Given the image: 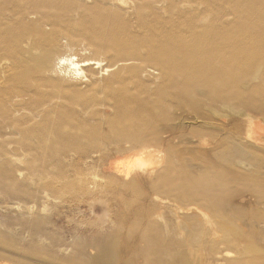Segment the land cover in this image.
I'll return each mask as SVG.
<instances>
[{"label": "bare ground", "instance_id": "6f19581e", "mask_svg": "<svg viewBox=\"0 0 264 264\" xmlns=\"http://www.w3.org/2000/svg\"><path fill=\"white\" fill-rule=\"evenodd\" d=\"M262 113L264 0H0V264H264Z\"/></svg>", "mask_w": 264, "mask_h": 264}, {"label": "rangeland", "instance_id": "374dc122", "mask_svg": "<svg viewBox=\"0 0 264 264\" xmlns=\"http://www.w3.org/2000/svg\"><path fill=\"white\" fill-rule=\"evenodd\" d=\"M229 113H231L230 115L231 119L237 118L236 113H235L236 115L231 111H229ZM259 115H257L258 116L257 120L260 123V125L264 128V113L259 114ZM233 159H235L234 160L235 163L239 159H241L240 161H242L243 163L245 164L247 163V165L248 164L251 165V167L248 165L249 166L248 171H250L248 178H246L242 182L234 184L231 190L233 194H243L245 198L247 199L248 202L242 207L238 206L239 209H237L236 211L237 213L239 212L245 217V222H247L246 223L247 226H245L246 233L251 236H254L256 233V235L258 236V234L263 232L262 230L264 229L262 228V226L264 227V174H263L264 173V167H263L264 166V143H262L261 147H256L254 145L247 143L246 150L243 151L242 153L232 150V152L230 153V160L232 163H234ZM108 199H109V195H104V194H94V195L88 196L87 198V201L91 205V207H94V209L97 211L96 216L100 220H104V218H106L105 214L110 213L111 216L113 215V213L110 211H107V208H106ZM260 205H262V207ZM255 222L259 224L262 223V225L258 224L259 227L261 226L260 228L262 229H259L258 225ZM115 228L116 226L113 224L112 228L110 229H115ZM258 229L259 231H257ZM234 246L236 247V249L240 247L241 249H243L242 247H245V242L243 244L242 242H240ZM234 246L232 247L230 245L227 246L228 252L230 253L233 252L235 249ZM93 253H95L94 250H91V254ZM0 259L13 262L9 258H0Z\"/></svg>", "mask_w": 264, "mask_h": 264}]
</instances>
